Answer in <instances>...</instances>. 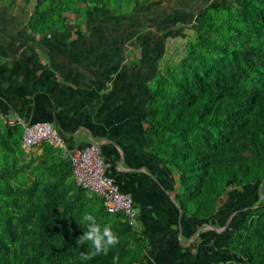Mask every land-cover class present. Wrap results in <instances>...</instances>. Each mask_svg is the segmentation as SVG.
Masks as SVG:
<instances>
[{"label":"rangeland","instance_id":"1","mask_svg":"<svg viewBox=\"0 0 264 264\" xmlns=\"http://www.w3.org/2000/svg\"><path fill=\"white\" fill-rule=\"evenodd\" d=\"M32 2L43 26L58 21L61 29L75 21L79 36L99 37L101 52L127 56L128 66H137L146 100L138 99V142L149 159L139 169L149 172L152 187L171 189L180 216L153 233L126 226L105 212L97 194L75 186L60 144L25 147L21 124L1 119L0 256L6 264H251L242 256L248 251L254 264H264V112L210 123L194 114L208 93L219 98L237 84L264 97L263 30L241 23V0ZM221 59L226 72L208 80L201 65ZM226 146L236 152L231 163ZM235 193L241 199L232 204ZM87 212L120 241L106 255L83 260L92 251L91 242L78 240Z\"/></svg>","mask_w":264,"mask_h":264},{"label":"crops","instance_id":"2","mask_svg":"<svg viewBox=\"0 0 264 264\" xmlns=\"http://www.w3.org/2000/svg\"><path fill=\"white\" fill-rule=\"evenodd\" d=\"M33 8L32 0L0 2V120L23 128L49 123L67 155L97 145L106 175L133 197L139 227L159 231L179 221L171 189L152 187L149 172L139 169L149 159L138 142V99L146 100L137 66H128L127 56L101 52L99 37L79 36L75 21L36 30Z\"/></svg>","mask_w":264,"mask_h":264},{"label":"trees","instance_id":"3","mask_svg":"<svg viewBox=\"0 0 264 264\" xmlns=\"http://www.w3.org/2000/svg\"><path fill=\"white\" fill-rule=\"evenodd\" d=\"M241 10L239 11V19L244 26H247L251 29L258 30L261 28L263 31V38H264V0H241ZM37 4L34 6V13L31 16V23L32 25L36 26V30L41 32H49L52 29L58 28L57 23L58 21L51 22L48 26L45 24L43 26V22L37 19L35 14ZM40 22V23H39ZM244 52L248 56H256L257 52L253 50H244ZM225 59H221L218 62L211 63V65H207L203 62L201 65L206 70L205 76L208 80H211L218 75L226 72ZM206 95V102L203 101L202 104H198L195 106L194 114L201 115L203 119L206 120V123H210L214 119L229 118L230 121H236L235 118L240 119L246 112L253 111L257 112L258 116L264 112V97H260L259 91L257 88H247L243 84H237L232 92L227 94H221L218 98L216 94L208 93ZM17 101V100H16ZM21 101V100H20ZM9 105L15 110V106L12 102H9ZM23 101H21L22 103ZM23 103L19 107L22 110ZM264 119V118H263ZM225 137V134L224 136ZM212 135L208 132L204 134L202 142L206 145L209 144ZM227 155L226 161L231 163L234 161L236 157V152L231 146H226L223 148ZM67 163L71 169V166L67 160ZM72 172V169H71ZM235 176V175H234ZM76 186V185H75ZM77 187V186H76ZM80 189L79 187H77ZM82 192L84 190L80 189ZM234 200H230L232 204L238 203V199H241V196L238 193H235L233 196ZM237 198V199H236ZM104 209V208H103ZM106 212V211H105ZM107 213V212H106ZM108 214V213H107ZM112 216H120L115 214H108ZM240 224L242 221L240 220ZM127 226V225H126ZM129 227V226H128ZM4 244L0 243V247H3ZM4 252H7L5 249ZM242 256L245 257L247 260H251V264H254L255 260L252 258V252H242ZM261 259H264V254L261 256ZM6 258L0 256V264H6Z\"/></svg>","mask_w":264,"mask_h":264},{"label":"built area","instance_id":"4","mask_svg":"<svg viewBox=\"0 0 264 264\" xmlns=\"http://www.w3.org/2000/svg\"><path fill=\"white\" fill-rule=\"evenodd\" d=\"M42 141L61 144L62 140L47 122H34L24 127L22 143L32 147ZM67 160L72 169L75 185L84 192H93L101 200L108 214L121 215L122 221L130 228H138L139 211L133 197L119 190L115 180L106 175L100 149L91 143L82 149L71 151Z\"/></svg>","mask_w":264,"mask_h":264},{"label":"clouds","instance_id":"5","mask_svg":"<svg viewBox=\"0 0 264 264\" xmlns=\"http://www.w3.org/2000/svg\"><path fill=\"white\" fill-rule=\"evenodd\" d=\"M82 223L85 230L78 238L81 244L91 242L92 251L90 253H82L83 260H90L93 256L99 254H107L111 247L116 246L120 237L112 230L110 225H101L94 214L87 212L82 216Z\"/></svg>","mask_w":264,"mask_h":264}]
</instances>
